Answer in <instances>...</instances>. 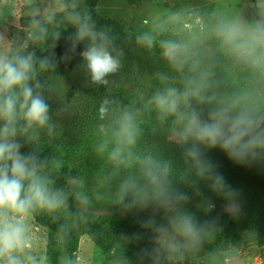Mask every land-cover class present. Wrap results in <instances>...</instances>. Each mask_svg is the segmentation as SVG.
<instances>
[{
  "label": "trees",
  "instance_id": "16d2710c",
  "mask_svg": "<svg viewBox=\"0 0 264 264\" xmlns=\"http://www.w3.org/2000/svg\"><path fill=\"white\" fill-rule=\"evenodd\" d=\"M53 1L65 10L46 21L49 30L44 33L43 46L34 55L37 61L47 57L54 66L41 70L37 63L36 78L31 82L33 86L37 81L40 84L35 91L49 105V119L43 127H28L18 117L13 139L21 145L22 154L34 158L38 175L53 177L47 183L49 190L59 192L69 206L103 207L110 213L84 214L62 205L52 211L36 208L30 212L36 225L60 237L69 264H75L79 239L84 236L105 254L119 245L127 264H157V240L178 234L175 225L184 215L191 216L198 227L194 239L185 238L195 255L203 253L202 235L212 229L223 232L224 249L238 248L247 235L264 241L263 210L232 214L213 209L220 203L244 204L261 197L264 155L240 163L219 147L199 145L204 158L224 177L226 187L214 188L208 176L197 174L194 161L186 155L193 140H182L173 149L162 144L176 128L182 133L185 121L179 115L162 117L155 104L150 103L158 92L174 88L182 98L179 114L187 116L195 111L202 117L221 108L214 98H192L195 89L201 88L206 71L178 50L205 36V32H166L156 41L142 44L126 35L117 23L97 16L99 0ZM73 13L90 17L95 31L103 32L111 41L113 55L118 54L120 68L107 77V84L91 81L80 55L87 40L77 42L75 51H71L76 29L68 16ZM212 43L217 46L215 39ZM14 54L13 50L8 53ZM66 54L71 56L67 61L63 59ZM125 113L133 116L136 141L130 146L121 145L123 162L118 163L111 153L117 147V132ZM149 156L168 166V192H182L188 197L186 201L161 204L149 199L146 204L128 206L132 197L124 195L121 186L130 178L139 185L146 184L139 161ZM72 180L81 181L80 187L62 188Z\"/></svg>",
  "mask_w": 264,
  "mask_h": 264
},
{
  "label": "clouds",
  "instance_id": "9594fccd",
  "mask_svg": "<svg viewBox=\"0 0 264 264\" xmlns=\"http://www.w3.org/2000/svg\"><path fill=\"white\" fill-rule=\"evenodd\" d=\"M68 20L76 29L75 36L71 38V51H75L77 42L87 40L88 44L80 55L91 81L107 84V77L120 68V60L118 54L113 55L111 41L103 32L95 31L87 15L73 13ZM216 32L223 45L239 58L264 68V23L247 28L239 23H224L217 27ZM138 39L142 40L143 37ZM70 58L69 54L63 57L66 61ZM37 63L41 70L54 66L47 57L37 61L32 52L25 54L17 51L14 55L0 53V120L3 121L0 127V264H26L22 257L29 245L24 218L36 208L52 211L64 203L62 195L50 191L47 181L38 175L34 158L22 154L21 145L13 139L18 117H22L28 127H43L49 119V105L40 92L35 91L40 84L38 81L35 86L31 83L36 78ZM187 98L188 94L185 93L183 99L186 101ZM181 99L176 89L170 88L158 92L150 103L155 104L162 117L179 115L185 121L182 140L194 141L186 150V155L194 161L197 174L208 176L214 188L226 187L224 177L215 171L216 166L211 161L204 158L199 145L219 147L240 163L264 155V115L257 110L241 106L236 101L228 107L210 112L207 119H202L195 111L187 116L179 114ZM117 137V147L112 151L111 158L119 163L123 162L121 145L130 146L136 141V126L130 113L123 116ZM139 163L146 184L139 185L130 178L121 186L122 193L132 197L129 207L136 203L146 204L149 199L161 204L188 199L182 192H168L166 164L161 165L150 156ZM175 228L178 235L186 239H194L198 234L194 219L188 215L181 216Z\"/></svg>",
  "mask_w": 264,
  "mask_h": 264
},
{
  "label": "rangeland",
  "instance_id": "374dc122",
  "mask_svg": "<svg viewBox=\"0 0 264 264\" xmlns=\"http://www.w3.org/2000/svg\"><path fill=\"white\" fill-rule=\"evenodd\" d=\"M63 10L65 7L53 0H0V53L8 55L13 50L35 54L43 46L44 33L49 30L46 21ZM96 14L100 19L117 23L126 35L142 44H150L166 32L178 34L194 29L205 32V36L178 48L206 71L201 88L195 89L192 98H214L221 108L239 101L241 106H248L264 115V68L239 58L223 45L216 32L217 27L224 23H239L246 28L263 23L264 0H99ZM140 37L143 39H138ZM25 44L26 48L23 47ZM201 118L207 119L208 115ZM180 133L176 128L166 136L162 143L164 147L173 149L181 144ZM40 176L47 183L53 180L50 175ZM80 182L72 180L62 188L80 187ZM257 198L244 204L224 202L213 209L221 213L254 214L264 211V192ZM65 203L62 206L78 213L110 214L103 207L69 206ZM23 223L29 245L22 257L26 264H69L57 234L36 225L30 214ZM202 238L204 251L200 255L193 254L186 239L178 234L159 238L157 264H264V241L255 236L247 235L238 248L229 249L223 248L224 234L220 229H212ZM75 264L127 262L119 245L105 254L84 236L79 239Z\"/></svg>",
  "mask_w": 264,
  "mask_h": 264
}]
</instances>
